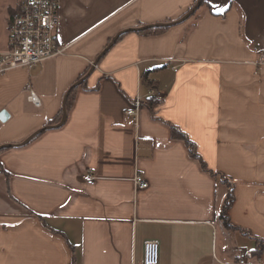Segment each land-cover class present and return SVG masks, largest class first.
Segmentation results:
<instances>
[{"label":"crops","instance_id":"crops-1","mask_svg":"<svg viewBox=\"0 0 264 264\" xmlns=\"http://www.w3.org/2000/svg\"><path fill=\"white\" fill-rule=\"evenodd\" d=\"M197 1L60 0L64 54L0 72V264H143L147 240L159 264H236L264 240V0H202L164 31L133 29ZM19 6L0 0V50ZM67 94L65 123L36 133L62 120ZM217 172L236 182L229 215L244 231L220 217ZM249 259L264 264V249Z\"/></svg>","mask_w":264,"mask_h":264},{"label":"built area","instance_id":"built-area-1","mask_svg":"<svg viewBox=\"0 0 264 264\" xmlns=\"http://www.w3.org/2000/svg\"><path fill=\"white\" fill-rule=\"evenodd\" d=\"M60 21V0H21L18 11L13 15L9 25V47L0 50V72L18 67H29L37 62L64 54L65 47L58 45L56 30ZM264 62V52L260 63ZM175 70L177 66L173 67ZM150 97L162 99L159 89H151ZM28 100L36 107L42 106V100L28 85ZM144 99L137 96L134 110L139 111ZM132 115V111L127 112ZM95 176H86L88 184H94ZM139 189L149 187L148 180L137 173L133 179ZM160 242L147 240L144 246L143 264H159ZM236 264H254L247 252L239 254Z\"/></svg>","mask_w":264,"mask_h":264},{"label":"trees","instance_id":"trees-1","mask_svg":"<svg viewBox=\"0 0 264 264\" xmlns=\"http://www.w3.org/2000/svg\"><path fill=\"white\" fill-rule=\"evenodd\" d=\"M204 2H205V0H203V3ZM193 7L194 6H192L187 11V13L190 12ZM16 11H18V9ZM166 28H167L166 26L150 27V28L146 29L144 31V33L160 32V31H164ZM145 78H146V75H145ZM150 99L153 100L151 102L150 106H151V108H153V111H154L155 107L158 106V104H159V100L156 97H154V96H151ZM171 128H172V136L174 138H178V139L184 140V142L186 143V145L188 147L190 155L192 157L198 159L200 161V163L202 164L203 168L207 169V166H206L205 162L202 161L201 156L199 155V153L196 150V144L184 132H182L179 128H177L175 125H171ZM215 175L216 176L218 175L220 181L224 182L227 185V187H228L227 196L225 198L223 207L221 208V211H220V217L223 220L224 225L228 229H240V230L244 231L242 228H240L239 226H236L232 222V220L230 218V215H229V211H230V209L232 208V206H233V204L235 202L234 189H235V186H236V182L233 181L231 177H229V176H227V175H225V174H223L221 172H217V173H215ZM263 249H264V240H260L259 239L257 249L255 251L250 252L249 255H251L252 257H255V256L259 257V256H261Z\"/></svg>","mask_w":264,"mask_h":264},{"label":"water","instance_id":"water-1","mask_svg":"<svg viewBox=\"0 0 264 264\" xmlns=\"http://www.w3.org/2000/svg\"><path fill=\"white\" fill-rule=\"evenodd\" d=\"M201 3H202V0H198L197 3L195 4V6L191 9V11L188 12L184 17H182L181 19H179V20H177V21L165 22V23H159V24H155V25H153V26H154V27H162V26L169 27V26H171V25H174V24L180 23V22L186 20L187 18H189L193 13H195V11L199 8V6L201 5ZM150 27H152V26H142V27H139V28H133V29H136V30H140V31H142V30H146V29H148V28H150ZM118 37H119V36H116V37L114 38L112 44L115 43V41L118 39ZM110 45H111V44H110ZM92 70H93V68H92ZM92 70H91V71H92ZM83 79H84V78H83ZM83 79H82L81 81H79L78 84H80L81 82H83ZM67 99H68V94H67V96L65 97V100H64V105H63V117H62V120H61L59 123H57V124L45 126L44 128L40 129V130H39L38 132H36V133H39V132H41V131H43V130H45V129H50V128H54V127H60V126H62V125L65 123V121H66V119H67ZM4 119H5V111L2 112V113L0 114V120H4ZM34 135H35V134H33L32 136H30L29 138H27V140H25V141L22 142V143H23V144H26L29 140H31V139L34 137ZM13 145H14V144H10V146H13ZM6 147H8V146H7V145H1V146H0V150H1V149H4V148H6Z\"/></svg>","mask_w":264,"mask_h":264},{"label":"snow or ice","instance_id":"snow-or-ice-1","mask_svg":"<svg viewBox=\"0 0 264 264\" xmlns=\"http://www.w3.org/2000/svg\"><path fill=\"white\" fill-rule=\"evenodd\" d=\"M217 10L222 11L223 9H217Z\"/></svg>","mask_w":264,"mask_h":264}]
</instances>
